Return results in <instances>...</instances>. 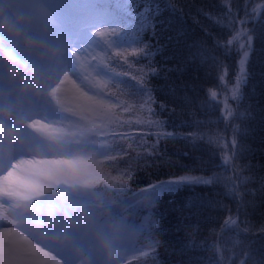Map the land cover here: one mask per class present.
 Masks as SVG:
<instances>
[{"label": "snow or ice", "instance_id": "6c2138e0", "mask_svg": "<svg viewBox=\"0 0 264 264\" xmlns=\"http://www.w3.org/2000/svg\"><path fill=\"white\" fill-rule=\"evenodd\" d=\"M185 7L193 24L203 33L191 42L187 39V29L173 27L171 17L178 12H181L180 21H184L175 0H0V11L7 9L9 14L25 18L28 31L57 54L54 63L41 65V70L50 76L44 96L39 100L29 99L20 109L19 118L25 124L20 137L23 146L6 148L0 144V197H6L2 203H8L42 196L64 186H91L102 182L116 190L113 194L120 206L130 213L138 237L146 236L144 248L137 249L132 244L123 248L122 264L125 257L137 252L143 257L151 256L153 264H163L158 260L156 249L163 246L167 252L172 242L162 244L157 239L167 234L158 225L168 214L176 215L175 232L185 233L183 241H176L180 244L177 254L185 257L178 264H264V212L258 220L252 219L257 209L264 208V176L244 175V170L251 171L253 166L236 163L245 151H250L246 145H237L236 136L247 135L250 122L256 119L254 107L242 102L251 76L253 55L264 64V0H207L206 3L188 0ZM165 12L169 13V18H162ZM104 25L111 26V31L105 28L93 34V29L104 28ZM213 28L218 30L215 34ZM121 29L126 31L120 34ZM146 34L148 39H145ZM96 37L109 38L101 41ZM173 45L182 49L179 59L175 53L166 54ZM112 48L123 49L116 51L115 57L135 71L132 79L136 81V92L125 95H139V102L116 97V102L112 103L111 94L105 92L110 81L127 83L122 76L128 73H115L97 63L100 56L95 50L107 53ZM158 56L161 57L159 62ZM232 56L237 58L234 78L224 85L223 99L211 89L202 99L189 95L190 86L178 85L172 78L174 74L183 76L190 70L203 71L207 78L215 71L216 79L223 81L228 69L225 60ZM104 58L107 59V55ZM173 60L176 62L170 63ZM144 61L142 67H137ZM88 71L95 73V77L86 74ZM73 76L80 80V85ZM151 79L162 83L151 84ZM81 85L88 91L82 90ZM191 90L195 92V87L191 86ZM156 93L170 98L172 104L167 99L159 100ZM193 104L211 110L223 104L218 119L227 121L224 130L230 128L233 138L230 155L223 156L220 165H213V156L217 148L223 151L229 147L223 142L226 138L219 130L211 129L210 120L195 119V112L190 111ZM261 111L264 113V109ZM63 112L79 117L78 122L67 126L68 130L55 126L67 119ZM120 113H146L147 117L121 120ZM163 113H168L170 118L192 115L194 119L192 122L182 120L168 131L169 121L159 119ZM118 121L120 127L147 126L149 131L139 139L151 136L153 142L136 145L129 132L115 130L113 126ZM184 127L194 130H179ZM118 138L127 142V148L136 152L137 159L143 157L145 166H172L175 162L160 145L177 140L183 141L188 149L183 155L199 163L195 167L181 165L184 175L158 180L130 196L124 189L131 170L118 169V175L110 176L99 168L102 161L96 159L104 156L115 160L127 154L119 144L112 147ZM49 140L54 142L53 148L49 147ZM33 152L68 158L19 159ZM197 153H207L208 160ZM228 164L233 175L223 178L215 168L227 171ZM197 171L199 175L192 174ZM256 184L258 187H253ZM165 196L169 198L163 199ZM141 197L147 200V214L140 212L134 203ZM225 200H230L233 206L229 207ZM160 207L162 211H151ZM224 212L228 213L226 217L220 215ZM3 218L0 214V219ZM203 218L214 225L207 236H203L200 226ZM209 237L212 243H208ZM58 252L59 259L21 231L0 224V264H70L67 256ZM201 252L211 255L205 257Z\"/></svg>", "mask_w": 264, "mask_h": 264}, {"label": "trees", "instance_id": "16d2710c", "mask_svg": "<svg viewBox=\"0 0 264 264\" xmlns=\"http://www.w3.org/2000/svg\"><path fill=\"white\" fill-rule=\"evenodd\" d=\"M177 7L182 10V13L184 14V21H180L179 17L181 15V12H178L176 16L171 17L173 20V27H183L188 30V36L187 39L189 42L191 40L197 39L199 37L203 36V33L200 30V27L196 24H193L191 18L188 16L189 9L185 7V5L188 3V0H175ZM199 3L200 0H197ZM206 3L207 0H204ZM194 13V9L192 10ZM162 18H169V13L165 12L164 16ZM203 19V18H201ZM205 24L208 23V21H203ZM108 29L111 31V26L104 25V28H97L99 31H103L104 29ZM97 29L93 30V34L97 32ZM126 31V29H121L120 34H123V32ZM218 30L213 28V33L215 34ZM29 32V31H28ZM30 35L31 32H29ZM33 36V35H32ZM35 37V36H34ZM109 37H96L98 40H105ZM145 39H148V35H145ZM154 42V41H153ZM163 43V41H161ZM259 46V45H257ZM123 49L121 48H112L109 49L107 53L101 52L99 49H96L95 51L100 56V60L97 61V63L102 64L106 68L112 69L115 73H128L127 75L122 76V80L126 81L127 83H121L120 81H110L108 86L105 89L106 93H110L112 96L111 102H116V97H119L120 99H134L137 102L141 99V96L135 95V96H128L125 95V93H135L136 92V81L132 79L133 75H136L134 70H129L127 66L124 65V61L122 59H118L115 57L116 51H121ZM175 53L176 58L179 59V56L182 54V49H177L175 45L170 46L167 50V55H173ZM105 55H107V59H105ZM157 62L161 60V57H156ZM236 60L237 58L235 56L229 57L225 60V63L228 65L227 69V77L225 80L221 81L216 79L217 73L214 71L210 76L207 78L205 77V73L203 71L200 72H193L189 71L185 73L183 76H179L178 74L173 75V79L176 81V83L179 84H185L189 85V91L188 94L192 96H199L201 99L205 97V93L208 90H215L218 93V98L223 99V96L226 94L224 90V85L232 80L233 73L235 72V66H236ZM176 60L170 61V63H175ZM143 63H146V61L142 62L141 65H137V67H142ZM86 74H91L93 77H95V73H92L90 71L86 72ZM6 74V72L3 70V72L0 74V97L3 94V78ZM151 84H159L162 83L161 81H157L155 79H151ZM114 85H119L118 87ZM129 85H132L133 87H129ZM13 88L10 92V98L15 102L18 99L22 98L23 96L20 94L18 86L15 84H12ZM191 86L195 87V92L191 90ZM230 87V85H229ZM123 90V91H121ZM244 92L246 94L245 100L242 102L243 105L251 104L255 109V115L256 119L249 124V132L247 135L245 134H239L236 136L237 145H246L250 151H245L243 156L236 161L239 165H252L251 171L244 170V175H252L255 174L256 177L264 176V119L261 117L264 116V113H262V109H264V64L261 62V58L257 57L255 54L253 55V60L251 64V76L249 78L248 84L244 88ZM159 100H165L167 99L169 104H172V101L170 98L164 97L161 93L155 94ZM106 98H108L106 96ZM233 107L235 105L233 104ZM119 111V110H117ZM158 111V109H157ZM191 112H195V119H199L201 121L210 120L211 124L210 127L213 131L219 130L222 137L226 138L225 143H228L229 147L224 148L223 151H221L219 148L216 149V154L213 156V165H220L221 164V158L225 155H230L229 148L231 147V140L233 138L232 130L229 128L227 131H225V124L227 121L220 122L219 117L222 115L223 111V104H219L216 108V110L211 109H204L200 108L198 104H193ZM137 116H142L144 118L147 117L146 113H120L121 120H128L131 119L135 121ZM155 119V118H154ZM159 119L162 120H168L169 126L168 131L173 130V125H179L180 122L186 121V122H192L193 116L192 115H183V116H173L169 117L168 113H163L159 117ZM117 132H129L133 138L135 139L136 145H143V144H151L153 142V137L146 136L145 139L141 140L139 139L140 136L144 135L149 131L147 126L145 125H133L132 128H128L127 125H124L123 127L119 126V121L116 125L113 126ZM183 132L193 131L194 129H190L187 127L179 129ZM155 131V129H153ZM101 140L103 137L100 138ZM116 144H119L121 147H123L127 154H122L115 160L106 159L104 156H99L97 159L99 161H102L98 166L100 169H102L105 173L109 174L110 176H116L118 175V169L119 170H125L130 169L132 175L129 177V183L131 186L134 187V189H138V186H148L151 183H155L158 180H165L170 179L174 177H179L181 175H184V171L181 168V165H187L191 167H195L199 162H195L183 155L185 151H188L187 148L184 146V142L177 140L175 142H168V143H161V148H166L169 158L174 161L175 163L172 166H169L167 164H164L160 167H149L145 166V161L143 157L140 159L136 158V152L127 148V142L125 140H120L119 138L115 141V143L112 145V147H115ZM109 155H115V153H109ZM197 155H203L204 160H208V154L207 153H197ZM148 163H151V160L148 161ZM227 171H225L224 168L216 167L215 170L220 173V175L223 178H228L233 175V170L231 167V164L226 165ZM193 175H199L200 172H194ZM207 174V172H205ZM148 183V184H147ZM253 187H258V184L253 185ZM87 189L88 195H89V201L90 202H103L106 203L109 201V199H115L118 200V198L113 194L116 190L115 189H109L106 185H104L102 182L97 183L91 186H88ZM126 192L130 191L128 194L134 195L136 194L135 190L128 189L127 186L124 189ZM202 189H197V191H201ZM183 195V194H181ZM169 197L165 196L163 199H168ZM221 199H224L221 197ZM226 204L229 205V207H232V203L230 200L224 201ZM137 209L142 212L143 214H147L148 208H147V200L143 197L139 198V202H135ZM162 211L163 208H153L151 209L152 212L156 211ZM264 212V208L257 209L256 214L252 217L254 221L259 219L260 213ZM222 217H226L228 215L227 212L220 214ZM177 219L175 214H168L167 219L164 221H161L158 225V227L161 230H164L167 234L163 236L157 237L163 244L164 241H171L172 244L169 246L168 251H165V248L163 246H159L156 249V252L158 253V260L160 262H163V264H178V261L185 259V257H181L177 254L180 244L176 243V241H183L185 239V233L184 231L175 232L174 225H176ZM222 223V220H221ZM201 230L203 236L208 235V231L214 227L212 222L208 220L207 218H203L201 221ZM172 229L171 231H168L169 229ZM71 241H76L82 238V230H74L70 234ZM257 238H259L260 234H256ZM228 236H231V233H228ZM202 238V237H201ZM201 238H198L201 239ZM208 243H212L211 238L209 237ZM136 246H140L141 248H144V245L146 244V236L145 237H138V239L134 242ZM147 250V249H144ZM200 255L202 256H210L211 253L208 252H201ZM125 264H153V260L151 259V256L149 257H143L140 256L139 252L127 256L124 258Z\"/></svg>", "mask_w": 264, "mask_h": 264}, {"label": "clouds", "instance_id": "9594fccd", "mask_svg": "<svg viewBox=\"0 0 264 264\" xmlns=\"http://www.w3.org/2000/svg\"><path fill=\"white\" fill-rule=\"evenodd\" d=\"M56 57L42 39L29 34L25 18L9 14L7 9L0 11V68L22 96L37 100L44 96L50 76L41 65L54 63ZM0 122V144L6 148L20 146L24 122L13 119L7 110H0ZM47 143L54 147V142ZM9 211L15 224L55 248L70 247L69 234L83 230L91 236L104 264H122L123 248L138 239L130 213L115 199L77 205L70 193L57 189L31 199L13 200Z\"/></svg>", "mask_w": 264, "mask_h": 264}, {"label": "rangeland", "instance_id": "374dc122", "mask_svg": "<svg viewBox=\"0 0 264 264\" xmlns=\"http://www.w3.org/2000/svg\"><path fill=\"white\" fill-rule=\"evenodd\" d=\"M0 72H1V68H0ZM76 83L78 85L81 84L80 80L77 79L75 76L72 77ZM5 83H6V88H9L10 85H11V82H9L8 80V77L5 79ZM82 87V90L84 91H88L87 88H83V86L81 85ZM89 95H92L93 93L92 92H88ZM105 98V97H104ZM29 99H32L31 97H28V96H25L20 102L17 107L14 108V110H17V108H19V106H24L26 104V102L29 100ZM62 115L64 117H66L67 119H65L63 121L62 124H57L55 125L56 127H65L66 130H68L67 126L69 125H72V124H75L76 122L79 121V117L78 116H74L72 113H69V112H63ZM39 118V117H37ZM13 119H19V116H16L15 118ZM45 122H48V121H45ZM3 126V123L0 122V127ZM25 128H23L21 131H20V137H21V134L24 132ZM72 130H75V129H72ZM21 141V139H20ZM23 144L20 143V146L18 147H22ZM17 147V148H18ZM61 158H68V157H64V156H59V155H51V154H48V155H44V154H40V153H28V154H25L21 157H19V159H23V160H44V159H61ZM129 179L127 180V188L130 190H135L133 186L130 185L129 183ZM148 184V183H147ZM148 186H138V189L135 190L136 193L138 192H141L145 189H147ZM67 188H72V189H77L78 192L79 191H82V189L80 188H77V187H67ZM59 190L61 191H66L68 193H70L72 195V192L71 190H64V189H61V188H58ZM130 191H128L127 193H129ZM7 198L6 197H0V214H3L4 215V218L3 219H0V224H3L4 226H7V227H13L15 228L16 230H19L22 232V234L24 235H27L29 239H31L33 241V243H37L38 246H41V247H44L45 250H51L52 254L54 255H57V258L59 259L60 258V255H59V252L58 250L62 251L68 259H72V261H70V264H104V261H103V257L101 256V254L97 251H94L93 250V247H89L88 248V252L85 251V247H81L78 251L80 252H75V251H72V252H69L67 250H65L64 248H55V247H52L51 245L47 244L46 242L34 237L32 234H30L29 232H27L26 230L22 229L20 226H18L17 224L15 223H9V221H12L11 217H10V208H11V204H12V201H9L8 203H2L4 200H6ZM77 199L80 201L78 202H73L74 204H77V203H82V202H85L86 201V198L83 196V194L81 192H79L78 196H77ZM80 253V254H78ZM63 264V262H62Z\"/></svg>", "mask_w": 264, "mask_h": 264}]
</instances>
